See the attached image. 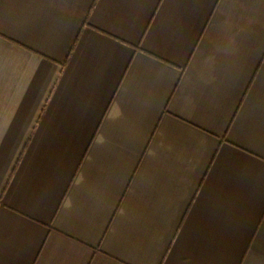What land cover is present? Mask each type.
I'll use <instances>...</instances> for the list:
<instances>
[{
	"label": "crops",
	"instance_id": "crops-1",
	"mask_svg": "<svg viewBox=\"0 0 264 264\" xmlns=\"http://www.w3.org/2000/svg\"><path fill=\"white\" fill-rule=\"evenodd\" d=\"M0 264H264V0H0Z\"/></svg>",
	"mask_w": 264,
	"mask_h": 264
}]
</instances>
